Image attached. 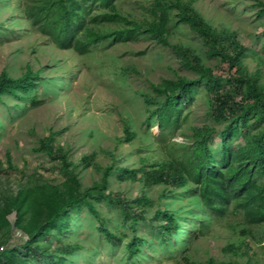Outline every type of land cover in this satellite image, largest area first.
I'll return each instance as SVG.
<instances>
[{"label":"rangeland","instance_id":"rangeland-1","mask_svg":"<svg viewBox=\"0 0 264 264\" xmlns=\"http://www.w3.org/2000/svg\"><path fill=\"white\" fill-rule=\"evenodd\" d=\"M33 1L0 0V74L6 70L12 78H20L31 69L39 75L33 91L19 92L18 96L5 94L0 99V199L31 184L65 181L61 161L41 149L51 134L55 150L68 154L83 188H87L99 182L103 168L112 163L106 152H115L116 164L136 168L144 158L147 167H155L169 158L171 143L185 144L193 128L214 124L208 115V98L199 88L195 100L183 111L180 128L170 135L169 150L163 147L156 118L147 123V104L142 94L153 95L152 85L163 79L194 78L195 74L170 48L145 39L128 43L103 41L85 55L73 49L60 50L26 18V7ZM150 3L151 0H118L117 6L123 15L142 21L148 16ZM194 7L214 27L227 26L236 31L240 41L257 52L258 57L249 58L246 65L250 72L260 69L264 82V15L259 16L256 0H198ZM171 40L194 49L207 66L225 73L226 66L209 59L201 39L185 26L176 30ZM125 124L136 133L130 144L120 141ZM212 146L218 149V140ZM87 155L94 156L90 165L82 160ZM109 183L110 191L128 199L146 194L156 202L162 201V207L169 208L180 223L178 234L171 237L168 245L161 243L158 230L151 231V210L147 219L137 224V233L146 243L138 255L130 258L126 244L133 231L124 222L118 205L102 200L95 205L106 227L125 234L124 239L109 241L98 230L95 216L84 208L74 214L71 228L60 238L82 246L71 259L72 264H180L184 254L202 262L212 258L218 263L244 264L247 260L241 253L234 255L225 250L229 244L240 245L246 240L241 235L246 227L244 216L235 214L233 207L225 216L213 215L187 187L163 196V186L145 188L141 182H121L116 173ZM7 218L10 226L0 232V244L18 247L28 236L15 225V212ZM251 230L253 237L246 240L250 247L244 250L253 261L264 263V227L254 226ZM57 245L52 239L42 249L54 251Z\"/></svg>","mask_w":264,"mask_h":264},{"label":"trees","instance_id":"trees-1","mask_svg":"<svg viewBox=\"0 0 264 264\" xmlns=\"http://www.w3.org/2000/svg\"><path fill=\"white\" fill-rule=\"evenodd\" d=\"M117 1L35 0L27 5L25 15L58 49H73L81 55L107 40L128 43L145 39L170 48L195 77L163 79L152 85L153 95L142 94L147 104V123L156 118L163 147L168 149L170 135L180 128L183 111L195 100L199 88H203L208 98V115L214 124L193 128L185 144L171 143L169 158L157 162L155 167H147L144 158L136 168L116 164L115 152H106L112 163L103 168L100 181L87 188H83L68 154L55 150L51 134L42 142L41 149L61 161L65 181L31 184L14 194L3 195L0 232L10 226L7 216L15 212V225L28 239L18 247L5 248L0 244V264H72L71 259L82 246L65 243L60 238L71 228L74 214L84 208L95 216L98 230L109 241H123L125 234L106 227V220L96 208L95 203L102 200L117 204L124 222H128L133 231L126 244L130 258L138 255L146 243L137 233V224L146 220L151 210V231L157 229L161 243L168 245L180 227L174 213L162 207V201L156 202L146 194L128 199L110 191L109 179L115 173L121 182H141L145 188L163 186V196L187 187L213 215L225 216L233 207L235 214L244 216L246 227L241 235L246 240L253 237L251 227H264V82L260 69L250 72L246 65L249 58L258 57L257 52L243 44L236 31L227 26L214 27L194 7L198 0H151L148 16L142 21L123 15ZM256 5L260 8L259 16L264 15V1L256 0ZM184 26L201 39L209 59L226 66L225 73L207 66L194 49L172 42L174 32ZM37 79L38 73L31 69L20 78H12L3 70L0 99L5 94L18 96L19 92L33 91L38 86ZM135 138L136 133L125 124L120 141L130 144ZM215 140L219 142L218 149L212 146ZM82 160L90 165L94 156L87 155ZM197 232L196 237L200 234ZM52 239L58 243L54 251L42 249ZM246 240L240 245L229 244L225 250L247 257L244 264H264L253 261L252 255L244 250L250 247ZM180 264L240 263H218L212 258L202 262L184 254Z\"/></svg>","mask_w":264,"mask_h":264}]
</instances>
